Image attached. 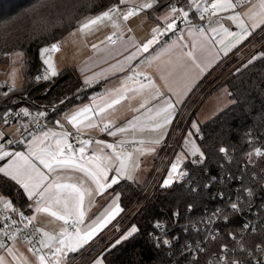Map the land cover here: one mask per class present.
Instances as JSON below:
<instances>
[{"label": "crops", "instance_id": "0c3cea01", "mask_svg": "<svg viewBox=\"0 0 264 264\" xmlns=\"http://www.w3.org/2000/svg\"><path fill=\"white\" fill-rule=\"evenodd\" d=\"M141 1V4H137L143 9L141 14H133V10L129 12L123 8L129 2L124 0L81 25L82 28L91 29L89 54L73 62L65 60V64L61 62L60 65H67L64 69H77L85 90L88 91L85 98L76 102H61V105H57L59 113L49 125L13 150H7L3 146L7 137L13 134L8 132L5 120L0 121V155L13 154L0 160V165L14 160L16 152L23 151L25 155H29L31 147L33 154L29 159L45 175V183L69 186L57 192L58 200L53 202L48 212L35 211L38 206L36 198L26 201L23 206L31 213L45 242L55 250L60 249L56 251L51 264H55L57 255H68L69 261L71 256L80 253L87 245L90 244L91 249V243L122 212L121 195L114 191V186L123 180L140 186L147 183L151 173L145 182H139V177L142 176L139 171H143L146 165L155 166L175 118L194 89L223 60L230 61L236 54L241 53L242 56L254 50L253 42L264 32V0H243L241 6H237L239 0H219L225 6L217 7L219 17L212 20H205L204 8L208 3H217V0H183L184 5L175 3L163 9L161 6L157 7V0ZM184 11L189 13L187 17L183 15ZM174 14L183 15L189 22L184 28V41L160 44L159 36L170 32L167 22ZM125 15L130 17L128 22L123 20ZM113 40L116 41L115 44H111ZM145 45H148L147 51H144ZM86 80L89 82L85 83ZM117 100L119 102L114 103ZM85 108L88 111H84ZM74 115L77 119L72 121L71 117ZM163 115H170L168 124L163 123ZM109 127L112 128L107 130ZM67 131L96 138L91 142L83 141L72 146V154L77 162L83 155L85 165L95 167L99 164L101 168L108 169V182L115 176L118 181L115 185L97 188L90 177L74 168L49 172L39 163L35 153L40 148L55 150L58 140L70 144ZM113 132L115 135H111ZM45 133L49 135L45 136ZM37 141L41 143L37 144ZM127 142L134 145L131 151L122 153L119 145ZM107 144L114 145V149L107 148ZM81 147L85 149L83 154L79 152ZM64 150L65 155H68V148L65 147ZM90 157L98 159L89 162ZM121 161L125 165L122 173L118 172ZM9 171L15 174L14 169ZM72 186L84 193V204L79 209L84 212L81 234L87 226L110 210L121 209L100 232L84 244L82 250L78 249L83 245L76 246L79 252H71L70 245L66 247L59 244L61 239L67 241V224L58 217H65L70 222L77 218V196L72 191ZM23 194L25 197V193ZM28 204H31L30 208ZM12 205L11 199L0 189V208ZM52 212L56 215H52ZM31 252L20 241L7 247L0 246V264L44 263V259L41 260L40 256ZM97 262L101 264L100 261Z\"/></svg>", "mask_w": 264, "mask_h": 264}, {"label": "trees", "instance_id": "16d2710c", "mask_svg": "<svg viewBox=\"0 0 264 264\" xmlns=\"http://www.w3.org/2000/svg\"><path fill=\"white\" fill-rule=\"evenodd\" d=\"M15 1L17 0H0V35L8 34L0 41V65L7 63L12 52L24 51L25 86L21 90L5 91L3 98L0 99L1 122L5 120L10 110L26 96L38 107L57 106L61 105V102H76L85 98L84 95L88 91L85 90L76 68L62 70L55 79H58L57 83L49 88L53 82L42 80L44 70L40 52L51 43L60 41L81 22L99 16L121 2V0H88L86 4L91 3L90 7L80 9L72 5L69 9L63 10L58 7L57 0H26L12 7ZM157 2V7L161 6V9L175 3L184 5L183 0H157ZM32 7L35 13L32 16L26 15L25 12L31 10ZM35 19L39 22L33 24ZM63 20L65 22H61ZM14 22L17 24L11 27ZM3 28L11 30L4 32ZM261 35L253 42L255 47L258 46V39ZM254 53L258 54L254 61L250 59L244 61L228 73L221 83L211 87L210 90L206 89L201 102L184 119L181 110L205 78L194 89L175 118L171 132L176 127L175 136L183 133L182 145L187 130L212 93L227 88L230 99L233 101L227 109L208 121L198 124L194 134L203 157L194 159L201 161L198 165L191 163L193 159L184 163L183 170L187 172V180L184 183L175 181L174 184L165 188L161 182L150 198L142 196L146 184L140 186L123 180L114 186V191L121 195L122 212L118 218L126 215L128 210L134 207L125 223L129 224L127 229L138 226L141 232L134 243L122 244L108 252L105 258L109 264L172 263L173 259L169 257H172L174 252L166 248L157 251L150 246L147 239V233L152 229L153 222L156 220L174 229L181 238H184L182 240L193 239L198 236L189 227L193 221L207 215V212L220 211L223 213L225 210L224 214H228L230 219L227 223L221 224L220 234L223 241L218 239L216 243L221 245L230 242L231 232L235 233L236 228L241 225L240 218L237 216L239 214H234L228 208L231 200L236 196L237 188L243 199V210H248L254 205L256 210L262 211L264 206V156L258 155L257 149L264 152V42ZM259 53H262V56H259ZM234 59L239 60V56L232 60ZM223 62L224 60L219 65ZM37 76L41 77L39 81L36 79ZM47 88H49L48 91L42 94ZM222 147L227 151L222 153L220 151ZM206 173L218 174L219 182H211V186L206 187L209 184V175ZM254 175L255 178H253ZM247 188L252 189L254 194L247 195ZM0 189L13 204L26 205L22 190L1 174ZM189 205L193 208L191 212L188 211ZM174 212L178 213L176 217L178 221L173 218ZM181 229H185L186 234L181 232ZM260 233L264 237V229ZM89 246L90 244L80 253L71 256L68 263L80 255L83 260L89 259L91 250L84 254ZM175 251L178 252V249ZM90 263L91 261L88 262Z\"/></svg>", "mask_w": 264, "mask_h": 264}, {"label": "built area", "instance_id": "2783aa9c", "mask_svg": "<svg viewBox=\"0 0 264 264\" xmlns=\"http://www.w3.org/2000/svg\"><path fill=\"white\" fill-rule=\"evenodd\" d=\"M212 4L213 3H208L204 8L205 20H212L219 17L218 9H212ZM242 4L243 0L237 2V6H241ZM205 9H207V11H205ZM137 12V9H133V14H137ZM169 24H173L174 27L170 28L168 34L164 33L159 36V43L163 44L174 41L183 42L185 38L184 28L189 25L188 20L181 14H174L168 19L167 25ZM115 42L116 41L113 40L111 44H115ZM50 47L54 52L60 50V46L55 42L52 43ZM258 47L259 46L247 55H252ZM240 54L241 53L234 55L233 58L240 56ZM228 73L220 75L211 87H215ZM55 79L56 78L52 79L51 82H54ZM205 81L206 79L204 82ZM59 110L60 108L58 106L38 107L26 96L10 110L5 118L6 125L13 128L14 134L11 137H7L8 139L3 143L4 148L13 150L21 147L29 138L44 130L53 117L59 113ZM25 111L28 112V115H24ZM40 113H44L45 115L41 116ZM111 128L112 127H109L107 130ZM66 134L71 146H77L83 141L91 142L96 139L95 137L83 135L76 131H67ZM175 134L176 127L161 146L160 155L142 191V196H146V198H150L156 187L164 181L169 166L176 152L181 147L183 133L181 132L176 136ZM132 145H134V143H122L119 145V149L122 153H126L131 151ZM250 160L253 161L252 158H250ZM253 178H255V175ZM186 180L187 172L186 170H181L176 176V182L184 183ZM235 193L236 196L231 200V203L236 202L238 205L242 206L243 199L240 197V190L237 188ZM231 203L228 207L230 210ZM133 208L129 209L126 215L114 220V222L104 229L91 243V257L89 259L83 260L82 255H80V257H76L68 264H88V262H92L96 256L100 255L109 244L113 243L128 228L129 224L125 223V221L131 216H129V214H132ZM21 212L24 214L23 217H21ZM224 212H207V215H203L197 221H193L189 227L198 234V236L193 239L182 240L184 238H181L175 231L180 237L181 244L188 243L190 245V247L185 249V255L183 257H178V260L185 261V264H264V237H262L260 233L261 230L264 229V206L262 211H258L253 205L248 210H243L237 215L238 218H240L241 225L236 228V231H234L235 233L231 232L230 242L219 245L216 242H218V239L223 241L220 234V226L224 224L222 220ZM27 218H31V223L28 222ZM176 221H178V219H176ZM71 222L67 224V230L68 233L75 234L76 229L72 226ZM245 225L247 226L245 227ZM182 226L185 227V225ZM80 227H82V225H80ZM167 231L171 233L174 229L167 227ZM15 241L26 244L33 253L40 257L43 256L48 263H50L52 258L56 255V250L50 247L40 235L31 213L28 212L26 207L20 204H13L10 207L0 208V246L7 247ZM176 249L179 251L178 247ZM89 250L90 248H88L84 254ZM170 264H177V261L173 260Z\"/></svg>", "mask_w": 264, "mask_h": 264}, {"label": "snow or ice", "instance_id": "6c2138e0", "mask_svg": "<svg viewBox=\"0 0 264 264\" xmlns=\"http://www.w3.org/2000/svg\"><path fill=\"white\" fill-rule=\"evenodd\" d=\"M225 5H222L219 0H217V3H213L211 5L212 9H216L217 7H224ZM231 6V5H227ZM175 11V9L173 10ZM183 11V9H181ZM207 11V9H205ZM183 15L187 17L189 13L187 11L183 12ZM242 26V25H241ZM169 28H173V24L168 25ZM230 35H233L230 33ZM148 50V45L144 46V51ZM49 49L44 48L42 50L41 55L43 56L44 53H47ZM46 65H48V74H45L43 76L44 81H51L53 77L58 76L57 71L52 67V65L49 63L47 59H44L43 61ZM38 81L40 80V77L37 76L36 78ZM89 81H85V83H88ZM119 101H114V103H118ZM111 106V105H109ZM84 111H88L87 108L84 109ZM166 111V110H165ZM24 115H28V112L25 111ZM41 116L45 115L44 113H40ZM159 115V113H158ZM77 119V116H72L71 120L75 121ZM163 123L168 124L170 122V115H163L162 117ZM195 127V125H193ZM123 131V129H121ZM45 136L49 135V133H45ZM111 135H115V133H111ZM37 144L41 143L39 141L36 142ZM85 143H88L85 141ZM63 145V146H62ZM107 148L114 149V145L107 144ZM65 147L68 148L69 154L65 155ZM85 149L81 147L79 149V152L83 154ZM220 151L222 153L226 152L227 150L225 148H221ZM200 152L198 148L195 147V145H192V156H196V154ZM33 154V149L29 148V155H25L23 151L16 152L14 154L15 159L4 164L0 165V174H3L4 177L10 178L12 182H14L23 193H25V200L31 201L33 198H36V204L38 205L35 209L36 212H48L50 207L52 206L53 202L58 200L57 192H59L63 188H67L69 186L67 185H61L58 183H51L47 184L45 183L46 177L45 175L39 171V169L36 168V166L31 162L29 159V156ZM257 154L264 156V152H261L259 149H257ZM13 155L12 153H5L4 155H0V160H3L5 156ZM201 157H203V153H200ZM35 158L39 160V163L44 166L49 172H56L57 169H66V168H74L82 173H84L86 176L90 177L92 181L95 183L97 188H104V187H111L112 185H115L118 181L117 178L114 176L113 179L108 182V169L101 168L99 164H97L95 167H90L85 165L83 162V155L80 157V161L77 162L76 157L72 154V146L70 144H66L64 141L58 140L56 142V148L55 150H51L50 148H40L38 152L35 153ZM97 157H90L89 162L93 160H97ZM177 163H174L171 165V172L175 173L177 171ZM191 163L194 165H198L201 163L200 160H192ZM124 162L121 161L119 165L118 172L122 173L124 171ZM9 169H14L15 174L9 171ZM209 175V184L206 185V187L211 186V182H219L218 181V174L217 175H211L210 173H206ZM102 181L104 183H102ZM173 183V177L171 175H168L167 179L163 183V187L167 188ZM72 191L76 193L77 196V204L76 207L78 211L76 212V220L72 221V226L75 227L76 232L74 235L68 234L67 230H65V235L67 236V241L65 239H61L59 241L60 245L64 246H71V250L75 251L77 245H84L88 243V241L94 237L98 232H100L109 221L113 219V217L121 211L120 208H115V211H109L105 214V216L99 218L95 222H93L91 225L87 226V228L84 230L83 234H81V227L84 223V212L82 210V206L84 204V193L74 186H72ZM247 194L249 196L253 195V190L248 189ZM29 208L31 207V204L27 205ZM230 208L234 214H240L243 211L242 206L238 205L236 202H232L230 205ZM193 210L192 206L189 205L188 211L191 212ZM52 215H56L55 212L51 213ZM24 214L21 212V217H23ZM178 216V213H173L174 220ZM64 220L65 224H69V219L65 217H58ZM28 222L31 223V218H27ZM230 217L228 214H224L222 216V220L224 223H227L229 221ZM247 225H245L246 227ZM140 228L138 226H132L130 229L125 230L120 237H118L113 243L109 244L107 248L103 250V252L100 253V255L96 258V260H93L92 264H97V261H100L101 264H109L107 259L105 258L107 253L111 250L119 247L122 244H130L134 243L136 238L140 235ZM181 232L186 234L185 229H181ZM147 239L150 243V246L153 249H156L157 251H160L161 248H167L168 251L174 252V255L172 257H169L170 259H173L174 261H177V264H185V261L178 260V257H183L185 255V249L190 247L188 243L181 244L180 243V237L175 232L172 231L169 233L167 231V226L160 220H156L153 222L152 229L147 233ZM179 248V251L176 252L175 249ZM56 251H60L59 248L56 249ZM44 257H41V260H43Z\"/></svg>", "mask_w": 264, "mask_h": 264}, {"label": "rangeland", "instance_id": "374dc122", "mask_svg": "<svg viewBox=\"0 0 264 264\" xmlns=\"http://www.w3.org/2000/svg\"><path fill=\"white\" fill-rule=\"evenodd\" d=\"M24 1H26V0H17L15 2H13L12 7L18 6L19 3L24 2ZM86 1H88V0H57V5L60 9H63V10L69 9L72 5L75 8L84 9L86 7L91 6V3L86 4ZM123 1L124 0H121L122 3H123ZM128 1L129 2L126 5L124 4L123 8H126L129 12L133 9H137L138 12H140V14L143 12V9L137 5V4H141V2H142L141 0H128ZM34 13L35 12L33 10V7L31 8V10L25 12L26 15H30V16H32ZM0 14H1V12H0ZM37 19H35L33 21V24L39 22ZM129 19H130V17L125 15L123 20L128 22ZM86 21H88V20H86ZM86 21L81 22L79 24V26L77 27V29L75 28L76 30L75 29L72 30L73 32L70 31L67 34L68 36L66 35L60 41L55 42L60 46L59 51L54 52L52 50V48L50 47V45L52 43L48 47H46L47 49H49V51L47 53H44L43 56L41 55V53H42V50L44 48L41 50L40 57H41V61H42V67L44 70V75L48 74V65H46L43 62L44 59H47L49 61V63L57 71L58 76H59V74L62 72V70L64 68H66V66H67V65L61 66L60 65L61 62H62V64L65 62V60H70L71 62H73V61H75L79 58H82V57L89 54L88 48H89V45L91 43V29L88 30L86 28L81 27V25L84 24ZM61 22H65V20H63ZM16 24H17V22L12 23L11 27H13ZM2 30L4 32H7L11 29L3 28ZM7 35L8 34H6L4 36L0 35V41H1V38L3 39V37H5ZM263 42H264V32L261 35L260 39H258V46H261V43H263ZM253 48H256V47L253 46ZM250 53H251V51L247 54H250ZM247 54L239 56V60L243 57L240 61L238 59H234V60H230V61H228V60L224 61L221 65H219L217 67V69L211 75H209L206 78L205 82L203 81L204 83H202L199 86V88L192 95L191 99L188 101V103L181 110V113H182L184 119H185L187 114L190 115L192 110L196 106H198V104L201 102V100L203 98L204 91L206 89L210 90L211 86L214 84V82L217 80V78L220 75H222L224 73H228L231 70L232 71L235 70L236 67H239L244 61H246L248 59H250L251 61H254L258 56V54L255 55V53L252 56L247 55ZM259 56H262V53H259ZM25 66H26V64H25V52L21 51V50H17V51L12 52L9 55L7 63L0 65V99L3 98L6 90H21L24 88V86H25V77H24ZM56 77H53L52 79H54ZM42 80H43V77H42ZM57 81H58V79L52 83V86H54L57 83ZM222 81H223V79L219 83H221ZM44 82H46V81H44ZM52 86L49 88H52ZM49 88H47V90ZM42 94H45V91ZM232 104H233V101L230 99L229 91L227 88H222V89L217 90L216 92L212 93V95L206 100V102L200 108L199 112L197 113L196 118L192 122L191 127L187 130L185 137L183 139L181 148L178 149V151L176 152V155H175L173 161L171 162L169 169L165 175L164 181L167 179L168 175H171L173 177V183L172 184H174L176 181L177 174L181 170L184 169L183 165L187 160H189V159L194 160L198 157L202 158L200 155V153H202V151L200 149L198 142L196 141L195 134H194V132L197 129L198 124L208 121L209 119L213 118L214 116H216L217 114H219L223 110L230 107ZM193 125H195V127H193ZM8 127H9V129L8 128L7 129H8V132L10 133V135L14 134L13 128L10 126H8ZM192 145H195V147L200 150V152H198L196 154V156H192ZM177 161H179V163L177 164V171L175 173H172L171 172V165L174 163H177ZM153 167L151 165H146L144 167L143 171L142 170L139 171V173L140 172L142 173V176L139 177V182H140V180H142L141 182L146 181V177H148V175L150 173H152ZM164 181H163V183H164ZM142 184H144V183H142ZM84 246L85 245H83V247H81L78 250L79 251L82 250L84 248ZM78 250H76V251H78ZM71 252H75V251H71ZM31 253H33V252H31ZM34 255L36 256L35 253H34ZM59 256L57 255L56 259H54L55 264H68V262H69L67 259L68 255L67 256L59 255ZM43 264H48L45 259H44ZM97 264H100V263L97 262Z\"/></svg>", "mask_w": 264, "mask_h": 264}]
</instances>
